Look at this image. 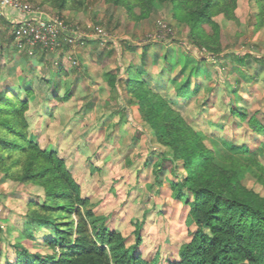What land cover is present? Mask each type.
<instances>
[{"label":"rangeland","instance_id":"1","mask_svg":"<svg viewBox=\"0 0 264 264\" xmlns=\"http://www.w3.org/2000/svg\"><path fill=\"white\" fill-rule=\"evenodd\" d=\"M22 1L40 5V0ZM43 10L59 15L53 8L44 6ZM260 10L257 0H237L236 20L215 17L221 27L219 57L190 43L189 28L174 19L168 2H155L150 15L139 21L123 7L103 0L66 10L63 19L84 37V43L76 42L59 53L18 51L12 38L14 24L6 15L0 19V87L14 90L21 98L31 92L29 137L57 152L82 196L89 199L88 208L104 216L107 226L119 230L127 246L152 264L178 260L181 245L190 240L189 207L175 196L171 185V179L180 178L184 171L181 162L176 165L168 157L171 154L165 155L168 148L159 144L124 82L114 88L104 72L110 70L123 80L127 66L137 65L151 88L207 140L214 141L222 156H234L239 164L256 156L264 165V130L253 131L246 122L253 116L264 125V22L257 25L258 17L264 21V11ZM205 28L211 31L210 25ZM245 53L252 56L245 63L237 61ZM169 56L180 65L172 77L185 66V76L178 80L190 77L194 86H201L193 98H178L170 85ZM61 69L69 74H61ZM50 71L56 76H49ZM233 110L246 115L245 120ZM226 142L251 151L235 155ZM222 156L219 162L226 165ZM159 162L162 170L156 167ZM242 182L264 195V181L250 169ZM43 197L38 186L6 179L0 172L2 264L7 257L15 260L17 242L30 252L52 253L44 242L52 227L41 228L35 242L26 235L29 203ZM36 226L32 224L31 229L35 231Z\"/></svg>","mask_w":264,"mask_h":264},{"label":"trees","instance_id":"2","mask_svg":"<svg viewBox=\"0 0 264 264\" xmlns=\"http://www.w3.org/2000/svg\"><path fill=\"white\" fill-rule=\"evenodd\" d=\"M92 1L95 0H40L39 6L56 9L63 18L64 11L72 8L80 10ZM103 1L123 7L136 21L147 18L155 2H168L172 4L174 19L189 28L190 43L217 57L223 50L221 27L215 17L222 15L228 20L237 19V0ZM257 1L263 12L264 0ZM10 12L17 14L7 7L5 15ZM260 18L258 26L264 22ZM205 24L211 26V31L205 28ZM127 47L133 49L130 45ZM251 56L245 53L236 58L245 63ZM169 57L166 71L177 97L182 100L193 98L200 92L201 86H194L190 77L182 81L185 66H182L178 76H170L179 61ZM126 71L127 77L123 80L118 75L110 76L112 85L115 88L116 83L124 82L126 93L135 99L142 118L153 130L157 141L168 148L165 155L171 154L168 157L176 165L181 162L184 171L180 178L171 179V185L175 196L189 207L188 221L192 225L190 240L181 245L179 259L168 264H264V195L242 182L247 169L263 182L264 165L256 156H248L242 164L237 163L238 159L234 156H222L214 141L207 140L165 97L151 88L142 70L130 63ZM30 94L21 98L14 90L0 87V172L6 179L33 184L43 191L42 201L29 203L26 235L35 242L37 233L42 232L41 228L52 227L53 232L44 236V242L52 253L30 252L23 243L17 242L14 245L15 260L7 257L5 263L152 264L142 255H136L127 246L123 234L107 226L104 216H98L88 208L89 199L82 196L79 184L57 152L42 148L29 137L27 111ZM233 113L245 120L246 115L237 110ZM246 122L253 131L264 130V125L253 116ZM226 145L235 155L251 151L245 145L231 142H226ZM221 156L226 165L219 162L218 157ZM156 167L162 170V162ZM32 224L37 225L35 231L31 229ZM136 236L137 244H140L139 232Z\"/></svg>","mask_w":264,"mask_h":264},{"label":"built area","instance_id":"3","mask_svg":"<svg viewBox=\"0 0 264 264\" xmlns=\"http://www.w3.org/2000/svg\"><path fill=\"white\" fill-rule=\"evenodd\" d=\"M7 7L17 12L12 20V34L18 51L29 55H35L39 49L59 53L65 45L84 43V37L71 30L63 18L49 14L39 5L22 0H0V19ZM68 58L72 63H77L71 54H68Z\"/></svg>","mask_w":264,"mask_h":264},{"label":"crops","instance_id":"4","mask_svg":"<svg viewBox=\"0 0 264 264\" xmlns=\"http://www.w3.org/2000/svg\"><path fill=\"white\" fill-rule=\"evenodd\" d=\"M11 15H12V16H11ZM14 16H15V15H13V13L10 12L9 14L7 13V16H6V17H7V19H9L10 21H12L13 18H14ZM12 22H13V21H12ZM68 47H69V46L65 45L64 48H63V51L66 50ZM38 51H44V50L39 49ZM78 52L81 53L80 50H79ZM106 59H107V58H106ZM136 66H137V65H136ZM179 66H180V65H178L177 67H175V69H177ZM118 67H119V66H118ZM60 72H61V74H64V75L69 74V71H68V70H67V72H66L65 70H62V69H61ZM107 72H108V73H107ZM109 72H110V70H106V71L104 72V73H106L105 76H114V75H118V76H119V74H117V73H112V74H110ZM173 72H174V70L170 73V76H174V75H172ZM52 73L55 74V72H51V71H50L49 76H51ZM178 73H179V72H178ZM55 76H56V74H55ZM177 76H178V74H177Z\"/></svg>","mask_w":264,"mask_h":264}]
</instances>
